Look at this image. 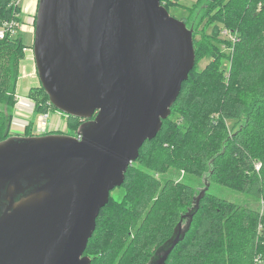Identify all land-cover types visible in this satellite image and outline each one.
I'll return each mask as SVG.
<instances>
[{"label":"water","instance_id":"95a60500","mask_svg":"<svg viewBox=\"0 0 264 264\" xmlns=\"http://www.w3.org/2000/svg\"><path fill=\"white\" fill-rule=\"evenodd\" d=\"M33 49L56 109L95 119L82 140L0 142V264H91L84 254L101 210L195 67L193 31L161 0H40ZM201 196L149 264H166Z\"/></svg>","mask_w":264,"mask_h":264},{"label":"trees","instance_id":"16d2710c","mask_svg":"<svg viewBox=\"0 0 264 264\" xmlns=\"http://www.w3.org/2000/svg\"><path fill=\"white\" fill-rule=\"evenodd\" d=\"M16 1L0 0V25L16 18ZM175 1L161 4L169 11ZM213 19L216 39L225 30L237 34L230 70L220 71L224 56L211 37L197 49L193 32L196 61L206 52L214 60L190 73L158 135L130 164L122 196L110 195L84 254L91 264H149L196 208L199 195L188 178L207 180L210 187L166 264H264V210L210 192L220 185L264 201V0H228ZM23 47L20 38L0 39V142L19 136L10 132ZM29 98L35 117L57 110L42 85ZM94 119L68 116L66 130L77 134ZM33 120L20 136H37Z\"/></svg>","mask_w":264,"mask_h":264},{"label":"rangeland","instance_id":"374dc122","mask_svg":"<svg viewBox=\"0 0 264 264\" xmlns=\"http://www.w3.org/2000/svg\"><path fill=\"white\" fill-rule=\"evenodd\" d=\"M227 1L228 0H226L223 5L222 4L218 5V4H215L216 0H176L174 2L175 4L169 7V13L171 14V16L184 22L187 25V28L192 30L195 33V41H196L197 49L203 48V44H208L209 42L208 36L211 37L210 40L217 47V49H215L217 54H221L224 56L220 63V66H221L220 71H225V73H228V71L230 70V56L233 51L232 43L235 41V38H236L235 36L237 34L229 32L230 35L221 34L219 36V39H216V36L214 35L215 31L213 29V26L215 23L213 17L217 13L220 12V8L225 10V5ZM163 5L164 7L167 5L166 7L168 8L167 3H164ZM209 13H211V15H209ZM21 36H22L23 45L33 48L34 39H35L34 35L27 31H24L21 33ZM205 55L207 58L202 59L199 63L198 61H196L195 63L194 69L198 70V72L204 71V69H206L207 66L214 60V58L210 56V55H213L212 53L206 52ZM24 56H25V53L23 51V59H22L23 61L25 60ZM20 68H21V65H20ZM30 69L31 68H27V70L25 69V71L27 72V76L23 74V71L19 75L18 80L20 81L18 82V85H20L21 87V94H24L23 87H25L27 83L31 80L28 76V74L30 73ZM34 75H36L37 77V73H34ZM40 86H41V83H40ZM7 110L10 112L9 108H7ZM58 113H61L64 117V122H67L68 116L66 114L60 112L59 110H52L50 111V117L48 121L46 120L47 127L44 128V132H47V133L50 132V127L53 122V115L58 114ZM33 119H34L33 122H34V128H35L36 126H38L40 122V116L34 117ZM228 125L231 127L232 122H229ZM10 133L12 135L16 134L12 131ZM66 133L71 137L76 136V132L72 130H69V131L64 130L62 132L56 131L55 133H49V134H66ZM183 177L184 175H181L180 180H182ZM187 181L191 183L192 185H194V187H196L197 195H199L198 197H200L203 194V191L205 190L206 185L208 184L207 180L188 178ZM119 188L111 192L112 196L118 199L122 196V193H123V191ZM210 192L227 201H230V202H233L239 205H243L246 207L260 206V208L264 210V201L256 202V200L253 199L252 197L239 193L237 191H233L227 187H223L220 185H211ZM187 225H188V219L186 221L185 229L187 228Z\"/></svg>","mask_w":264,"mask_h":264},{"label":"crops","instance_id":"0c3cea01","mask_svg":"<svg viewBox=\"0 0 264 264\" xmlns=\"http://www.w3.org/2000/svg\"><path fill=\"white\" fill-rule=\"evenodd\" d=\"M39 2L40 0H21L19 2L21 18L27 24L25 30H28L29 33L31 32V34H34V29H36L34 26H36ZM24 59V61L22 60L23 62L21 61V68H25L26 70L27 68H31L29 73L31 74V80L25 87H23L24 94H21V87L18 85L20 80L17 81L16 94L19 99H17L15 104L13 118L11 121V131L16 133L15 135L23 136L25 135L26 126H28L35 117V103L29 98L30 91L33 88H38L41 83L38 75L37 77L34 75L36 65L32 54H25ZM46 124V121L40 120L38 126L33 128V132L37 136H44L48 135L49 133H55L56 131L62 132L66 130L68 126L67 122H64V117L61 113L53 115V122L51 124L49 133L44 132V128L47 127ZM39 127H42L41 133L38 131Z\"/></svg>","mask_w":264,"mask_h":264},{"label":"built area","instance_id":"2783aa9c","mask_svg":"<svg viewBox=\"0 0 264 264\" xmlns=\"http://www.w3.org/2000/svg\"><path fill=\"white\" fill-rule=\"evenodd\" d=\"M21 0H18L16 2H14V6L16 8H19V2ZM26 23L23 21V19L21 18V15H20V12H18L16 14V18L13 19V20H9V21H5L3 22L1 25H0V39L3 40L5 39L7 36H10L11 38H20L22 40V36H21V33L24 32V31H27L28 30H25L26 28ZM36 27V26H34ZM35 30L34 29V38H35ZM31 33V32H30ZM223 34L225 35H230L229 31L225 30L223 32ZM34 42H35V39H34ZM34 48V46H33ZM32 47H28V46H24L23 47V51L25 54H32V57L35 61V56H34V49ZM35 65H36V62H35ZM19 75L22 73L23 71V74L25 76H27V72L25 71V68H20L19 70ZM34 73H37L38 75V70H37V67L35 69V72ZM29 78H31V74H28ZM15 98L16 100L19 99V97H17V94H15ZM49 114L50 112H46V113H43L40 115V120H43V121H46L49 119ZM41 130H42V127H39L38 131L41 133ZM75 138H77L78 140H82V134L81 132L77 133ZM259 165H257V169H259Z\"/></svg>","mask_w":264,"mask_h":264},{"label":"flooded vegetation","instance_id":"af4514ba","mask_svg":"<svg viewBox=\"0 0 264 264\" xmlns=\"http://www.w3.org/2000/svg\"><path fill=\"white\" fill-rule=\"evenodd\" d=\"M88 123V122H87ZM85 123V124H87ZM5 210V205L3 204H0V213L3 212Z\"/></svg>","mask_w":264,"mask_h":264}]
</instances>
